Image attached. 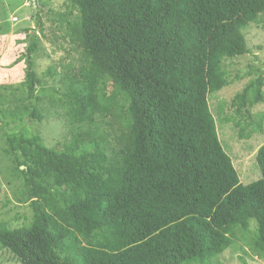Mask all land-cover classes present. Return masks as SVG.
<instances>
[{"label": "trees", "instance_id": "obj_1", "mask_svg": "<svg viewBox=\"0 0 264 264\" xmlns=\"http://www.w3.org/2000/svg\"><path fill=\"white\" fill-rule=\"evenodd\" d=\"M69 2L68 10L49 14L69 28L74 42L96 63L107 65L95 97L113 108L121 128L135 134L115 202L102 220L86 217L91 203L109 199L71 201L53 180L34 171L27 152L51 160L63 174L101 179L107 171L92 176L67 166L105 163L100 139L65 152L24 128L8 133L6 151L17 156V169L51 192L78 225L105 237L104 228H122L125 246L114 251L88 245L78 230L37 205L32 228L0 224V248L21 264H212L239 240V233L250 230L254 218L257 229L249 246L264 260V144L257 152L262 178L242 183L210 104V94L229 83L224 60L250 51L244 28L264 15V0ZM38 42L39 34L27 39L23 85L30 98L42 85L34 60ZM263 86L262 78L251 81L231 99V107L252 120L251 108L264 99ZM62 97L69 124L74 116L87 115L93 104L88 92L75 99L63 92ZM28 114L42 119L35 105ZM8 116L15 120L23 114L12 110ZM263 120L264 113L256 121L261 129ZM241 261L250 264L244 256Z\"/></svg>", "mask_w": 264, "mask_h": 264}, {"label": "rangeland", "instance_id": "obj_2", "mask_svg": "<svg viewBox=\"0 0 264 264\" xmlns=\"http://www.w3.org/2000/svg\"><path fill=\"white\" fill-rule=\"evenodd\" d=\"M69 7V0H0V85L11 86L0 88V224L32 228L37 219L36 207L42 205L60 221L78 230L86 244L117 251L125 246L122 228H104L106 237L97 230L82 228L51 192L44 190L26 172L17 169V156L6 151L8 133L24 128L40 134L47 145L65 152L91 139H100L107 155L105 163L87 160L68 163L67 166L85 169L92 176L107 171L101 179L63 174L51 160L32 150L27 152L34 171L53 180L71 201L77 203L92 196L109 199L107 204L102 201L91 203L84 212L86 217L102 220L104 212L115 202V193L134 150L135 134L121 128L115 120L113 108L103 106L95 97V87L105 78L107 65L96 63L84 46L74 42L77 38L72 39L69 28L61 26L60 21L49 14V10L64 12ZM15 16L18 20H14ZM38 20H42L43 25L39 26ZM244 32L250 51L224 60L229 83L210 94V104L222 145L232 157L241 182L249 184L263 176L257 152L264 144V120L262 129L256 121L264 113V99L251 108L252 120L237 114L230 101L251 81L264 80V15L248 24ZM32 33L33 37L39 34L34 60L42 85L30 98L23 82L26 79L27 39ZM51 89L66 92L73 99L90 93L93 104L89 113L83 117L74 116L72 124H69L63 92ZM262 90L264 93V86ZM37 95L40 97L38 100L35 98ZM34 105L42 114L41 120L28 114ZM12 110L22 113L23 117L15 120L11 116L6 118L5 113ZM25 169L24 165L21 166V170ZM250 224V230L239 233V240L214 258L212 264H242L241 256L250 264H264V260L258 258L249 246L253 231L255 233L257 229V220L251 219ZM0 264L21 262L11 251L0 248Z\"/></svg>", "mask_w": 264, "mask_h": 264}, {"label": "water", "instance_id": "obj_3", "mask_svg": "<svg viewBox=\"0 0 264 264\" xmlns=\"http://www.w3.org/2000/svg\"><path fill=\"white\" fill-rule=\"evenodd\" d=\"M36 31H37V29H34V32H36ZM32 38H33V33L29 35V41L30 42H31Z\"/></svg>", "mask_w": 264, "mask_h": 264}, {"label": "built area", "instance_id": "obj_4", "mask_svg": "<svg viewBox=\"0 0 264 264\" xmlns=\"http://www.w3.org/2000/svg\"><path fill=\"white\" fill-rule=\"evenodd\" d=\"M14 20H18V17L15 16V17H14Z\"/></svg>", "mask_w": 264, "mask_h": 264}, {"label": "crops", "instance_id": "obj_5", "mask_svg": "<svg viewBox=\"0 0 264 264\" xmlns=\"http://www.w3.org/2000/svg\"><path fill=\"white\" fill-rule=\"evenodd\" d=\"M0 53H1V51H0Z\"/></svg>", "mask_w": 264, "mask_h": 264}]
</instances>
